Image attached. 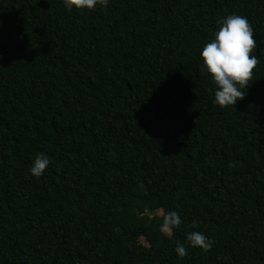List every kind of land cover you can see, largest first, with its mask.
I'll use <instances>...</instances> for the list:
<instances>
[{
    "label": "trees",
    "instance_id": "trees-1",
    "mask_svg": "<svg viewBox=\"0 0 264 264\" xmlns=\"http://www.w3.org/2000/svg\"><path fill=\"white\" fill-rule=\"evenodd\" d=\"M231 14L259 64L221 108L201 52ZM0 264H264V0H0Z\"/></svg>",
    "mask_w": 264,
    "mask_h": 264
},
{
    "label": "clouds",
    "instance_id": "clouds-1",
    "mask_svg": "<svg viewBox=\"0 0 264 264\" xmlns=\"http://www.w3.org/2000/svg\"><path fill=\"white\" fill-rule=\"evenodd\" d=\"M109 0H64L65 7L71 11L76 9L94 10L97 5L107 7ZM220 25L214 39L206 43L201 52L204 68L210 74L216 85L214 103L221 108L235 105L238 100L245 97L242 89L249 86L254 70L259 64L257 56L253 55L257 42L254 31L248 19L243 15L231 14L223 21H217ZM49 159L43 153L34 160L30 169L34 177H40L46 171ZM162 224L160 231L171 235L173 229L178 228L182 221L177 212L162 211ZM197 222L193 221V227ZM187 242L192 247H199L208 252L213 247L214 241L200 232H191L187 236ZM175 251L180 258L187 255V248L177 241Z\"/></svg>",
    "mask_w": 264,
    "mask_h": 264
},
{
    "label": "rangeland",
    "instance_id": "rangeland-1",
    "mask_svg": "<svg viewBox=\"0 0 264 264\" xmlns=\"http://www.w3.org/2000/svg\"><path fill=\"white\" fill-rule=\"evenodd\" d=\"M158 214L160 215V212H158ZM141 244L144 246V242H141Z\"/></svg>",
    "mask_w": 264,
    "mask_h": 264
}]
</instances>
